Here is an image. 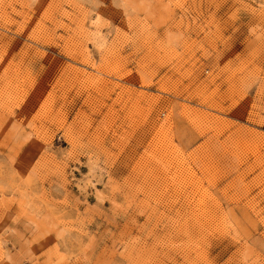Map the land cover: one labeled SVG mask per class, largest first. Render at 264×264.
I'll return each instance as SVG.
<instances>
[{"label": "rangeland", "instance_id": "obj_1", "mask_svg": "<svg viewBox=\"0 0 264 264\" xmlns=\"http://www.w3.org/2000/svg\"><path fill=\"white\" fill-rule=\"evenodd\" d=\"M0 264H264V0H0Z\"/></svg>", "mask_w": 264, "mask_h": 264}]
</instances>
